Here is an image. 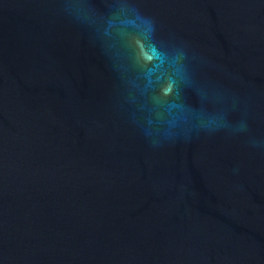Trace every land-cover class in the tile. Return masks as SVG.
<instances>
[{
    "label": "water",
    "instance_id": "water-1",
    "mask_svg": "<svg viewBox=\"0 0 264 264\" xmlns=\"http://www.w3.org/2000/svg\"><path fill=\"white\" fill-rule=\"evenodd\" d=\"M0 264H264V0H0Z\"/></svg>",
    "mask_w": 264,
    "mask_h": 264
}]
</instances>
